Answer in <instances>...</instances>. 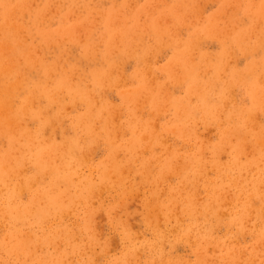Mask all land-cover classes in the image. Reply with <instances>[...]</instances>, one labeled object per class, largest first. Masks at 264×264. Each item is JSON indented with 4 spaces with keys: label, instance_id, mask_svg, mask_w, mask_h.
Masks as SVG:
<instances>
[{
    "label": "rangeland",
    "instance_id": "rangeland-1",
    "mask_svg": "<svg viewBox=\"0 0 264 264\" xmlns=\"http://www.w3.org/2000/svg\"><path fill=\"white\" fill-rule=\"evenodd\" d=\"M263 208L264 0H0V264H264Z\"/></svg>",
    "mask_w": 264,
    "mask_h": 264
},
{
    "label": "bare ground",
    "instance_id": "bare-ground-1",
    "mask_svg": "<svg viewBox=\"0 0 264 264\" xmlns=\"http://www.w3.org/2000/svg\"><path fill=\"white\" fill-rule=\"evenodd\" d=\"M45 15H46V14H45ZM160 29H161V28H160ZM67 54H68V53H67ZM155 61H156V60H155ZM108 75H110V74H108ZM103 93H104V92H103ZM5 116H6V115H5ZM7 128H8V133L10 134V130H9V129H10L11 127H7ZM172 131H173V130H172ZM2 142H3V141H2ZM255 148H256V147H255ZM91 157H92V156H91ZM87 159H88V158H87ZM87 159H86V160H87ZM5 160H6V159H5ZM108 172H109V171H108ZM19 174H20V172H19ZM19 174L17 173V175H19ZM113 175H114V174L112 173V177H111V179L114 177ZM118 177H119V176H118ZM118 177H117V178H118ZM18 182H19V180H18ZM109 182H110V181H109ZM124 186H125V185H124ZM99 187H100V186H99ZM105 187H106V186H105ZM102 188H103V187H102ZM105 189H106V188H105ZM18 190H19V189H18ZM98 190H99V189H98ZM101 190L103 191V189H101ZM95 193H96V192H95ZM98 194H99V193H98ZM8 195H9V194H8ZM96 195H97V193H96ZM94 196H95V194L93 193V194H92V198H95ZM12 201H13V200H12ZM154 201H155V200H154ZM74 202H75V201H74ZM263 209H264V208H263ZM263 212H264V211H263ZM262 215H263V213H262ZM139 221H140V220H139ZM247 221H248V220H247ZM112 248H113V247H112ZM97 257H98V256H97ZM239 264H240V263H239Z\"/></svg>",
    "mask_w": 264,
    "mask_h": 264
}]
</instances>
